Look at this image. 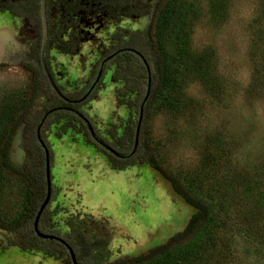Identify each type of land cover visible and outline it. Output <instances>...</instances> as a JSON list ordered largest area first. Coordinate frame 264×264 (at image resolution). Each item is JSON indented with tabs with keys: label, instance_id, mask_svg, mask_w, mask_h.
<instances>
[{
	"label": "rangeland",
	"instance_id": "rangeland-1",
	"mask_svg": "<svg viewBox=\"0 0 264 264\" xmlns=\"http://www.w3.org/2000/svg\"><path fill=\"white\" fill-rule=\"evenodd\" d=\"M181 3L188 22L184 43L189 56L198 63L210 59L213 86L193 72L183 74L171 92L175 105L159 110L149 105L148 112H153L145 122L144 139L149 146L152 143L154 149L150 148L157 154L160 169H155L176 180L180 175L191 179L205 168L208 158H214L219 170L212 182L224 185L235 172L244 171L256 179L254 191L248 192V209L264 208V0ZM0 23L16 24L1 10ZM153 24L154 20L148 23L144 17L138 21L125 18L98 34L100 39L84 44L82 65L77 57H61L52 50L57 55L53 63H60L59 69L69 71V78L82 86L96 60L101 38L107 40L111 33L120 31L121 35L130 32L145 40L147 26ZM163 37L168 53L175 55L181 45L174 31L168 28ZM111 74V70L105 74L94 96L80 107L108 138L110 131L122 133L128 117L138 119V111L131 113L117 103ZM31 77L26 67L0 66V149L1 134L7 135L15 122L4 113L8 110L9 116L18 118V105L31 92ZM69 90L78 88L69 86ZM59 128L53 126L49 134L53 188L48 208L62 230L67 229L65 218L72 215L109 219L119 229L111 242L113 256H118L148 252L184 229L192 209L153 168L144 162L112 168L107 156L89 144L85 132L69 130L59 137L55 134ZM28 189L21 176L0 172V223L10 227L15 222L23 212ZM244 213L235 211L232 220L223 221L219 234L227 245L223 264H264V245L245 232ZM0 264L61 263L16 245L8 247L0 239Z\"/></svg>",
	"mask_w": 264,
	"mask_h": 264
},
{
	"label": "trees",
	"instance_id": "trees-1",
	"mask_svg": "<svg viewBox=\"0 0 264 264\" xmlns=\"http://www.w3.org/2000/svg\"><path fill=\"white\" fill-rule=\"evenodd\" d=\"M17 5L13 2L10 4V10L14 14L18 13V10H16ZM33 7L35 16L39 19L40 0H35ZM187 25L186 12L183 10L181 0H161L154 15V24L149 32H145V40L138 36L134 37L130 32L126 36L125 34L121 35L118 31L114 33L115 37L119 38V44L112 45L113 48L105 46L106 49L108 47L107 50L104 46L101 48L103 55L98 60L97 66L112 51L128 46L138 50L151 69L150 94L144 107L139 144L133 157L126 160L119 159L102 148L91 137L80 117L73 112L69 113L68 116H63L64 111L57 110L48 117L53 122H56V119L60 117L65 119L57 134L61 136L69 130L80 128L79 132L86 133L89 144H95L99 150L108 155L107 158L112 168L124 169L128 164L137 165L140 161H144L152 168L160 169L156 160L157 154L155 150H151V148L154 149V146L152 143L149 146L144 139L145 122L153 112H148L149 105L155 110L175 105L174 96L171 92L176 89L178 80L183 74L193 72L204 83L213 86L211 85L212 81L210 82V77L214 75L209 67L210 59L201 58V62L198 63L197 58L189 56V50L184 43V39L187 37L185 34L189 32L186 29ZM168 28L174 31L177 41L181 45L175 55L169 54L165 46L163 33ZM66 32V29L57 30L55 36L62 41ZM62 45H64L62 48L69 49L65 44L62 43ZM143 57H140L134 51L121 52L114 59L112 74V81L116 84L117 103L125 106L131 113L138 111V119L141 103L147 93L149 78ZM38 85L36 79L35 88ZM212 88L216 89V87ZM36 95V92L30 93L20 102L21 105H18V113L20 110L23 111V118L26 117L27 111L32 108ZM47 97L50 98V102H54L49 108L61 105L62 99L52 89L50 93L47 92ZM6 111L4 113L6 118H13V120L18 121V118L15 119L9 116L10 112ZM138 119L134 121L133 117L130 116L119 135L117 130L110 131L115 139L114 143L110 142L114 148L121 152H129L133 149ZM16 123L14 122L7 135L5 133L1 134L5 146L3 151L2 148L0 149L3 153L0 161V172H12L21 176L29 188L23 212L10 226L17 231L13 244L25 252H39L45 257L59 261L61 264H73L70 251L65 244L56 239L41 238L34 231V217L46 193L44 155L39 151L37 152L39 146L34 144L31 150L33 149V153L37 156L28 158L26 172L18 173V170L10 164L6 150L16 129ZM33 129L35 130V128ZM204 164L205 168L191 179L181 175L177 180L166 176L172 182L173 191L186 202L192 209V213L182 231L173 235L166 242L151 248L148 252L140 251L133 254L113 256L111 242L119 229L109 219H99L92 214L83 216L77 214L66 217L64 225L67 226V229L62 230L59 227L60 224L53 221L51 214L45 212L39 221V227L45 233L61 236L74 250L78 264H223L221 258L227 254V245L224 238L219 235L220 229L224 222L232 220L235 211H237V214L246 211L242 221L245 222V232L255 241L260 240L264 245V208L257 206V208L249 210L251 195L248 192L254 191L256 179L240 170L235 172L233 177H229L227 181L224 180V185H215L212 181L217 178L219 167L216 166L214 158H208ZM179 238L181 239L177 240ZM175 240L177 241L173 243Z\"/></svg>",
	"mask_w": 264,
	"mask_h": 264
},
{
	"label": "flooded vegetation",
	"instance_id": "flooded-vegetation-1",
	"mask_svg": "<svg viewBox=\"0 0 264 264\" xmlns=\"http://www.w3.org/2000/svg\"><path fill=\"white\" fill-rule=\"evenodd\" d=\"M160 1L161 0H45L47 33L46 38H44L45 33L42 19V0H40L39 19L36 18L35 10L33 7L35 0H0V10L2 12H7L16 23L11 25L7 23H0V51L3 53V56L0 57V66L10 64L26 67L32 76V86L30 93H37L32 108L27 111L26 117L23 118V111H19L18 121L15 120V123L17 122V126L12 134L11 139L9 140L6 150V155L8 157L9 146L11 145L16 135L20 134V138L18 137V146L16 145L13 149L14 155H18V167L12 165L18 170V173L26 172L28 167L27 162L30 156H37V154L33 153L34 150H31L32 146L34 144H37V146H39V149L37 148V152L39 151L44 155L46 180V153L44 146L39 140L38 133L40 134L41 139L43 140L46 148L49 151L50 163H52L53 152L50 146L51 144L49 140V134L51 135V133L53 132V126H61V124L65 121V119L61 117L59 119H56V122H53V120H50L48 118L50 115H52L53 112L57 110L64 111L63 116H68L69 113L73 112L78 117H80V119L86 125L94 141L98 143L102 148L115 155L117 158L126 160L134 156L136 150L134 152L132 151L135 147V143L133 149L129 152H121L117 150L113 145H111L112 143H110H114L115 140L112 135L110 134V138L105 137L96 128L93 121H91V117H89L86 112L82 111L80 107L88 99L94 96V91L99 86V84L102 83L105 74H107V72L110 70L113 74V62L115 61L114 59L118 54L124 51H134L135 53L139 51L128 46L114 50L109 55L104 57L100 61L101 63L99 64V66H97L98 60L101 59V56L103 55L101 48L103 46L105 49V46H110V48H113L112 45L114 46L116 44H119V38H117V36L115 37L114 32L113 34L111 33V37L107 40L101 38V41L99 43L100 46L97 49V54H95L97 56L96 60L90 66L88 79L82 86H78L77 80L75 82L69 78V71L59 69L60 63H57L58 65L56 63H53V61H55L53 59V56L54 58H57V55H55V53L57 52L59 55L63 54L71 58L77 57V59H79L81 62L80 64L82 65V57L85 55V53L83 52L84 44L90 43V41H92L94 38L100 39V37H98V34L102 33L104 29L111 28L112 25L117 24L119 21L121 22L125 18L135 19L136 21H138L144 17L145 21H148V23H152V21L154 20V15L156 13L157 5ZM11 2L18 4L16 6V10H18L17 14L11 12ZM61 29L67 30L66 35H64L65 37L62 35L64 38V40L62 41L60 38L55 36V32ZM150 29L151 28L147 26L148 32L150 31ZM112 41L113 43L111 44ZM62 43L68 46L69 49L67 50L62 48L64 46L62 45ZM52 50H54V54L51 53ZM63 64L65 63L63 62ZM101 69L102 74L100 76V79L91 89ZM83 73H85V68ZM50 78L58 88L59 92L53 86ZM36 79L39 85L35 88ZM64 83H67V85H65ZM69 86L74 89L78 88V90L70 91ZM51 89L62 99L61 105L53 108H49V106L53 105L54 102H50V98L47 97V92L50 93ZM128 119L124 123L123 127L128 122ZM89 124L93 129V133L89 127ZM33 128H35V130ZM76 130L79 131V129ZM57 131L55 134H57ZM57 136L59 135L57 134ZM98 140H102L108 146L112 147L118 153V155L107 149ZM4 146L5 143H3L2 151L4 150ZM2 151L1 155L3 154ZM105 155L108 157L107 154ZM141 162L144 161H140L138 164H140ZM132 165L135 164H128L126 167ZM153 171H155L157 175H159L167 183L169 189H171L174 193L172 182L167 179L166 175L162 171L156 170L154 168ZM46 193L43 202L45 200ZM48 204L44 209L40 220L45 212H49L51 214V211L48 208ZM51 216L53 217L52 214ZM16 234L17 231L0 223V239H3L4 245L7 243L8 247L15 246V244H13V240L16 238Z\"/></svg>",
	"mask_w": 264,
	"mask_h": 264
},
{
	"label": "water",
	"instance_id": "water-1",
	"mask_svg": "<svg viewBox=\"0 0 264 264\" xmlns=\"http://www.w3.org/2000/svg\"><path fill=\"white\" fill-rule=\"evenodd\" d=\"M42 19H43L44 33H45L44 34L45 35L44 38H46L47 24H46V3H45V0H42ZM122 50H125V49H122ZM122 50H120V51H122ZM137 53L140 56L143 57V55L141 53H139V52H137ZM2 56H3V53L0 51V57H2ZM143 60H144V63L146 64V67H147V70H148V74H149V78H148V85H147V93H146V95L144 97V100H143V102L141 104V107H140L139 123H138L137 129H136V136H135V147H134V149H133L132 152H134L136 150L137 145H138L139 133H140L141 121H142V118H143L144 106H145V103L148 100V97H149V94H150V89H151V72H150V66L148 65V63H147V61H146V59L144 57H143ZM0 61H1V59H0ZM101 74H102V69L100 70V72H99V74H98V76L96 78V81L94 82V84L91 87V89L95 86V84L97 83V81L100 79ZM50 81L52 82V84L56 88V90L59 92L58 88L56 87V85L54 84V82L52 81V79ZM87 95H88V93H87ZM89 127H90V129H91V131L93 133V129L90 126V124H89ZM38 136H39V140H40L41 144L44 146L45 153H46V165L45 166H46L47 193H46L45 200L42 203V205L40 206V208H39V210L37 212V215L35 217L34 230L37 233V235L39 237H41V238H44V239H56V240L60 241L61 243L65 244L66 247L70 251L73 264H78V261H77V258H76V255H75L74 250L72 249V247L62 237L57 236L55 234H47V233H44V232H42L39 229V220H40V217H41L44 209L46 208V206L49 203L50 198H51V193H52V179H51V163H50L49 151L46 148V146H45L43 140L41 139L39 133H38ZM18 137L20 138V134H17L16 135V137L12 141L11 145L9 146V151H8V153H9L8 154V160H9L10 164L11 165H14L15 167H18V155L17 156L14 155L13 149L15 148L16 145L18 146V139H19ZM98 141L101 144H103L107 149H109L110 151H112L113 153H115V154L118 155V153L112 147L108 146L105 142H103L102 140H98Z\"/></svg>",
	"mask_w": 264,
	"mask_h": 264
}]
</instances>
